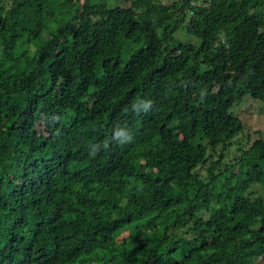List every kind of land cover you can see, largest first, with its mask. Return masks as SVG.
<instances>
[{"label": "trees", "instance_id": "trees-1", "mask_svg": "<svg viewBox=\"0 0 264 264\" xmlns=\"http://www.w3.org/2000/svg\"><path fill=\"white\" fill-rule=\"evenodd\" d=\"M107 1L0 0V264H264V0Z\"/></svg>", "mask_w": 264, "mask_h": 264}, {"label": "rangeland", "instance_id": "rangeland-1", "mask_svg": "<svg viewBox=\"0 0 264 264\" xmlns=\"http://www.w3.org/2000/svg\"><path fill=\"white\" fill-rule=\"evenodd\" d=\"M173 1L174 0H160L163 5H171ZM110 3L111 2L108 0L107 4ZM148 4V0H121L120 3L116 5L122 7H129L131 5L135 9H141ZM65 17L68 18L69 15L65 14ZM188 21L189 16H187L177 28L173 35L174 41L169 42V46L177 43H192L194 45H198V40L191 37L186 31ZM134 47L136 48L137 46L135 45ZM93 50L94 48L91 47L90 52L93 53ZM230 112L234 117L238 118L242 122L244 128L243 131L234 140H232L231 146L227 147L226 151H224V159L222 161L223 167L225 165L230 166V164L234 162V160L240 155V152L238 151L248 148L257 139H264V102L262 100H255L250 96H244L238 102L233 104L230 108ZM221 149L222 147H217L215 153L209 150L208 154L212 155L209 162L218 158L222 151ZM208 165L209 163L201 168L202 178H206L207 176L206 169ZM250 191L253 196H264L263 186L254 185Z\"/></svg>", "mask_w": 264, "mask_h": 264}]
</instances>
